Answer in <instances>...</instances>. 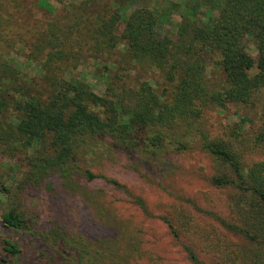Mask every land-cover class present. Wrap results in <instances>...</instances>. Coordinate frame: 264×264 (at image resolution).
<instances>
[{
	"label": "trees",
	"instance_id": "obj_1",
	"mask_svg": "<svg viewBox=\"0 0 264 264\" xmlns=\"http://www.w3.org/2000/svg\"><path fill=\"white\" fill-rule=\"evenodd\" d=\"M153 1L116 0L114 11L99 12L94 20L82 8L85 19L74 12L67 24L55 18L27 34L0 25V158H14L17 170L20 163L25 167L18 191L20 185L26 191L49 185L56 195L59 185L61 194L87 200L89 185L99 184L100 191L104 182L127 190L96 172L98 166L126 159L135 170H148L200 151L216 164L210 184L229 192L230 214L183 197L197 219H208L203 240L181 221L164 216L163 222L193 264H207L200 252L214 256L215 264H264V131L249 136L242 117L234 128L213 136L204 122L211 107L247 109L262 103L264 0H183L182 21L173 30L160 29L163 16L151 7ZM17 37L29 52L18 54L40 64V76L27 75L5 57ZM121 44L126 50L116 59ZM85 55L113 73L103 95L74 75ZM211 63L221 77L209 76ZM137 68L159 72L163 87L143 76L129 85L124 73ZM20 195L12 185L0 188L9 205ZM132 197L147 213L144 201ZM36 223L19 208H0V264H85L101 249L109 250L112 261L123 233L136 240L129 222L108 235L105 245L100 241L101 249L87 245L84 236L82 245L75 242L61 225L34 229ZM131 249L140 252L135 243Z\"/></svg>",
	"mask_w": 264,
	"mask_h": 264
},
{
	"label": "rangeland",
	"instance_id": "obj_2",
	"mask_svg": "<svg viewBox=\"0 0 264 264\" xmlns=\"http://www.w3.org/2000/svg\"><path fill=\"white\" fill-rule=\"evenodd\" d=\"M182 1H153L151 7L162 12L163 23L160 29L177 28L182 21L184 9ZM116 4V0H67L63 4L56 0H0V25L3 24L4 27L12 30L20 28L21 33L27 34V31L40 30L43 25L48 26L55 18H60L62 24H67L66 17L74 12L81 14L84 19L90 17V20H94L99 12L114 11ZM168 6L173 8L170 12L166 10ZM82 8L86 9L85 17ZM170 19V24H167ZM14 40L10 55L5 57L16 62L27 75L40 76L42 74L40 64L32 59H25L17 52L21 50L23 55L28 56L29 52L24 48L26 41L19 37ZM125 50V45L121 44L115 58L120 59ZM251 52L255 54L253 46ZM106 65L85 55L77 60L74 75L86 81L98 95H103L109 82L108 75L113 74L106 69ZM151 71L132 69L124 73V81L132 85L137 77L143 76L146 80L156 81L162 88L161 74ZM208 71L209 76L213 78L221 77L220 71L213 67V63ZM261 102L258 107L247 109L233 105L222 108L211 107L206 112L204 122L212 135L216 136L228 128H234L243 117L246 119L249 136L257 135L264 131V93L261 94ZM254 159L261 157L255 156ZM11 160L14 158H0V188L4 184L7 187L12 185L13 192L21 195L17 200L13 199L10 205L7 200L3 202L0 198V208L13 206L35 217L37 223L33 224L34 229H50L61 225L75 236L73 237L75 242L78 240L82 245L83 240L80 236H84L83 238L88 241L87 245L101 249L100 241L105 245L108 235L114 234L124 222L131 223L132 227L128 230L134 232L136 240L131 235L129 237L127 233H123L121 248L114 252L117 254L112 261L107 258L109 250L101 249L94 257L92 254L88 255L85 264H193L173 239L162 217L183 222L185 228L190 229L194 236L201 239L203 232L209 231L208 219L204 217L197 219L193 209L183 204L186 203L182 200L183 197L193 199L207 210L219 212L224 216L230 214L229 192L214 189L210 184V178L216 172V164L200 151L177 156L168 164L149 165L148 170L137 171L126 159L115 161L114 165L108 168L98 166L95 168L96 172H104L119 180L127 190H116L104 182L100 191L99 184L94 187L89 185L86 189L87 200L81 196L61 194L59 185H55L59 191L56 195L48 191L49 185L27 191L20 185L18 191V179L24 176L26 169L22 163L18 170L12 168L16 160ZM146 171L149 173L145 174ZM132 196L144 201L148 209L147 213L140 205L133 203L135 199ZM99 211L104 212L105 215L101 216ZM118 232L120 233V230ZM134 243L135 247L140 246V252L132 251L131 245ZM143 253L149 255L145 257L142 256ZM200 257L207 264H215V257L212 255L213 260L204 252H200Z\"/></svg>",
	"mask_w": 264,
	"mask_h": 264
}]
</instances>
